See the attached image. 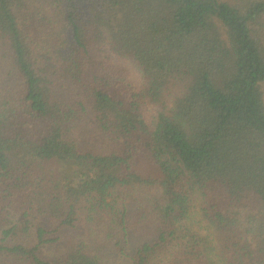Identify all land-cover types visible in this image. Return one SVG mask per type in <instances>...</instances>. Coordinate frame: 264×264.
I'll return each mask as SVG.
<instances>
[{
    "label": "trees",
    "instance_id": "1",
    "mask_svg": "<svg viewBox=\"0 0 264 264\" xmlns=\"http://www.w3.org/2000/svg\"><path fill=\"white\" fill-rule=\"evenodd\" d=\"M122 261L264 264V0H0V264Z\"/></svg>",
    "mask_w": 264,
    "mask_h": 264
},
{
    "label": "rangeland",
    "instance_id": "2",
    "mask_svg": "<svg viewBox=\"0 0 264 264\" xmlns=\"http://www.w3.org/2000/svg\"><path fill=\"white\" fill-rule=\"evenodd\" d=\"M89 127H87V129H88ZM86 140H87V138L86 139H84V138H82V143L85 145V144H87L86 143ZM102 146H100V145H97V147H96V150L97 151H101L103 148H101ZM131 210L134 212V213H136L137 212V210H136V208H134V205H133V203L131 204ZM79 226L82 228L83 227V223H79ZM151 228H150V226L148 225V224H146V225H142V228L141 229H139L140 231L141 230H143L145 233L147 232V231H149ZM137 241H138V238H132L131 240H129V249L130 248H133L136 244H137ZM118 264H127L126 262H123L122 261V263H118Z\"/></svg>",
    "mask_w": 264,
    "mask_h": 264
}]
</instances>
